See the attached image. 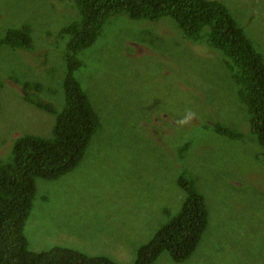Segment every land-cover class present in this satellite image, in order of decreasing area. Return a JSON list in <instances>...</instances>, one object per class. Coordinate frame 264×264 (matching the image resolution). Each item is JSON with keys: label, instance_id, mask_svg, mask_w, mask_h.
I'll use <instances>...</instances> for the list:
<instances>
[{"label": "rangeland", "instance_id": "rangeland-1", "mask_svg": "<svg viewBox=\"0 0 264 264\" xmlns=\"http://www.w3.org/2000/svg\"><path fill=\"white\" fill-rule=\"evenodd\" d=\"M215 1L264 62V0ZM77 14L71 0H0V38L26 26L32 45L0 46V160L21 135L49 136L54 116L26 103L21 86L39 84V98L60 109L66 41L57 34ZM77 58L84 65L75 78L100 123L72 171L34 180L23 225L28 249L57 246L132 264L137 248L177 213L182 176L203 195L206 227L186 260L162 252L152 264H264V154L214 51L182 38L169 17L117 14ZM186 110L196 117L180 126ZM213 123L243 135L228 140Z\"/></svg>", "mask_w": 264, "mask_h": 264}, {"label": "trees", "instance_id": "trees-1", "mask_svg": "<svg viewBox=\"0 0 264 264\" xmlns=\"http://www.w3.org/2000/svg\"><path fill=\"white\" fill-rule=\"evenodd\" d=\"M71 1L77 18L57 34L66 41L60 109L39 98V84L25 82L21 86L26 103L54 116L49 136L21 135L12 142L9 157L0 160V264H120L105 255H86L57 246L36 253L28 249L23 234L34 180H54L72 171L98 129V116L74 73L84 65L78 54L93 43L103 22L113 15L147 21L169 17L182 38L214 51L230 73L235 94L247 114L248 131L264 154V62L228 8L215 0ZM29 32L26 26L9 30L0 38V46L30 51ZM210 129L228 140L243 135L219 123ZM187 146L185 142L179 154ZM176 184L184 194L177 213L137 248L132 264H152L162 252L180 263L193 253L206 227V206L192 179L178 176Z\"/></svg>", "mask_w": 264, "mask_h": 264}, {"label": "clouds", "instance_id": "clouds-1", "mask_svg": "<svg viewBox=\"0 0 264 264\" xmlns=\"http://www.w3.org/2000/svg\"><path fill=\"white\" fill-rule=\"evenodd\" d=\"M195 117H196L195 112H193L191 110H186L184 117L182 119L178 120L176 123L180 126H183V125L191 122L193 119H195Z\"/></svg>", "mask_w": 264, "mask_h": 264}]
</instances>
